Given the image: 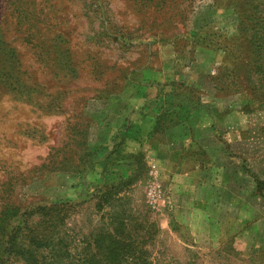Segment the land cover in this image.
I'll use <instances>...</instances> for the list:
<instances>
[{
    "label": "rangeland",
    "instance_id": "1",
    "mask_svg": "<svg viewBox=\"0 0 264 264\" xmlns=\"http://www.w3.org/2000/svg\"><path fill=\"white\" fill-rule=\"evenodd\" d=\"M261 5L0 0V264H264Z\"/></svg>",
    "mask_w": 264,
    "mask_h": 264
},
{
    "label": "trees",
    "instance_id": "2",
    "mask_svg": "<svg viewBox=\"0 0 264 264\" xmlns=\"http://www.w3.org/2000/svg\"><path fill=\"white\" fill-rule=\"evenodd\" d=\"M250 2H251V0H250ZM254 8L256 10H258V11L260 10L259 11L260 14L264 17V9H263L264 7L262 8V5L261 6H256ZM254 20L256 22H259V23H256L255 28L250 31V33L253 34L252 35L253 36L252 44L256 48L255 53H256L257 57H261L262 54L264 53V21L260 22V21H258V19H254ZM249 82H250V84H252L253 88L255 89L254 82L252 80H250ZM259 82L263 83L264 79L260 80ZM258 186H259V184H258Z\"/></svg>",
    "mask_w": 264,
    "mask_h": 264
}]
</instances>
